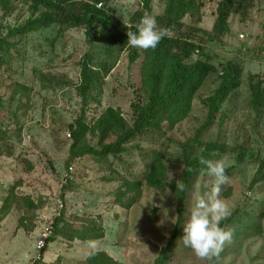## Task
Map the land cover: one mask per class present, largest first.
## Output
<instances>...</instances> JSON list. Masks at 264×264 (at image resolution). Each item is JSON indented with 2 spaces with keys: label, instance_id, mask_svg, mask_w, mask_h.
Here are the masks:
<instances>
[{
  "label": "rangeland",
  "instance_id": "1",
  "mask_svg": "<svg viewBox=\"0 0 264 264\" xmlns=\"http://www.w3.org/2000/svg\"><path fill=\"white\" fill-rule=\"evenodd\" d=\"M202 1L201 26L209 28L215 4L212 0ZM138 2L113 0L110 6L116 18L126 23ZM151 5L154 14L160 13L164 0H152ZM256 7L259 10L251 21L241 24L233 17L229 33L205 45L204 56L216 72L197 91L184 121L173 128L163 124L162 133L141 134L126 144V152L108 155L104 160L90 155L78 158L68 164L73 166L71 172L65 163L71 142L68 126L81 108L75 89L79 82L78 62L90 49L84 30L51 25L18 41L11 39L14 45L4 56L5 62L0 63V127L7 132V147L4 145L0 155V207L12 186L15 198L9 213L0 219V264H31L38 258L37 242L47 224L59 215V201L63 204L64 222L73 228L86 223L100 226L103 237L67 241L57 236L45 246L39 264H85L91 250L105 251L120 264H153L173 230L176 197L167 187L153 188L141 180L149 164L144 155L165 152L167 181L179 184L183 167L181 144L204 121L206 107L202 99L217 87V74L228 62L239 67L241 84L223 106L228 116L223 125L218 129L217 123L213 124L203 137L222 144L205 159L224 160L230 178L228 184L221 186L219 198L231 212L230 221L221 227L232 230L233 237L224 244L216 263L264 264V218L255 214L264 209V106L256 114L249 104L251 77L257 75L264 80V11L260 10L264 9V0H257ZM26 16V6L21 4L8 16L3 17L0 11L1 36L7 27ZM90 50L108 61L110 70L94 93L99 103L91 102L86 108L87 122L109 106L119 107L130 121L129 103L135 97L139 60L128 67L126 52L117 55L115 48L99 44ZM87 142L96 145L90 133ZM195 172L186 193L180 236L167 264H213L197 258L181 239L183 225L197 197L214 185L205 165ZM253 176L261 179L251 186ZM123 180L140 181L139 190L133 193L138 198L128 209L114 201V193ZM24 198L34 201L37 208L26 207Z\"/></svg>",
  "mask_w": 264,
  "mask_h": 264
},
{
  "label": "trees",
  "instance_id": "2",
  "mask_svg": "<svg viewBox=\"0 0 264 264\" xmlns=\"http://www.w3.org/2000/svg\"><path fill=\"white\" fill-rule=\"evenodd\" d=\"M113 0H0L1 15L8 16L25 5L27 16L18 24L7 27L3 36L0 34V63H4V56L17 41L31 32L44 30L51 25L65 28L81 27L84 30L85 41L91 49L94 44L103 47L115 48L117 55L126 52L128 67L139 60L138 84L135 88V97L129 103L132 119L127 121L119 107H106L92 122H87L86 108L91 102L99 101L94 93L100 89L103 77L109 72L108 61L99 54L87 50L80 58L79 82L75 85L76 92L81 100L79 114L69 124L70 144L66 165L85 155L104 160L108 155H117L126 152L128 144L135 137L149 131L162 133L163 124L173 128L184 121L190 114L194 97L206 78L216 72V67L204 56L205 45L210 41L220 40L229 33L233 17L237 22L245 24L251 21L257 0H212L211 26H201L203 22L204 3L202 0H164L160 13H153L152 0H138L137 8L128 22H122L115 16V10L110 3ZM261 12L264 11V9ZM151 15L156 20L157 29H166L168 36L163 38L155 49H140L129 47L127 43L126 24L136 25L143 16ZM264 30V17L261 20ZM264 33V31H263ZM263 52H264V47ZM256 78L255 81L252 78ZM217 87L210 95L202 99L206 107L204 121L194 130L192 137L181 144L182 169L178 185L167 181L168 163L166 153L151 151L144 156L149 164L145 167L142 181L147 186L162 189L169 188L176 197V220L173 230L153 264H167L171 250L175 248L180 236V225L184 220L183 210L186 193L194 178L195 169L200 168V158L207 157L209 152L222 147L218 140H204L209 128L217 123L218 129L228 117L223 106L232 96V93L241 84V71L234 62H228L217 74ZM264 80L252 76L250 80V107L259 114L264 106ZM15 92V90H13ZM2 97L0 95V113ZM96 139V145L87 142V134ZM7 132L0 127V155L4 145L7 147ZM112 139L108 141L109 138ZM190 150V151H189ZM194 150H197L196 154ZM263 164H261L262 166ZM69 166V165H68ZM253 176L250 185L260 180ZM69 179H66L68 184ZM18 183H15L17 185ZM63 185L62 188H66ZM140 181L123 180L115 191L114 201L119 206L128 209L138 196L133 195L139 190ZM14 187L9 189V195L0 207V219L9 213L14 202ZM26 207L37 208L34 201L24 198ZM51 224V232L45 239L44 246L39 250L36 260L39 264L45 246L55 240L57 236L64 240L81 241L94 240L103 237L100 226L84 224L73 228L63 220V209H60ZM260 218H264V209L255 211ZM225 221H230L227 217ZM61 223H63L61 225ZM216 263V258L212 261ZM85 264H120L105 251L91 250L85 258Z\"/></svg>",
  "mask_w": 264,
  "mask_h": 264
},
{
  "label": "clouds",
  "instance_id": "3",
  "mask_svg": "<svg viewBox=\"0 0 264 264\" xmlns=\"http://www.w3.org/2000/svg\"><path fill=\"white\" fill-rule=\"evenodd\" d=\"M125 26L128 29V46L133 48L155 49L168 36L166 29H157L156 20L151 15L143 16L136 25ZM200 163L206 166L207 174L214 178V185L208 193L197 197L183 225L181 239L197 258L211 262L233 237L232 230L220 226L231 214L228 205L219 198L221 186L228 184L230 178L226 175L228 165L224 160L211 161L201 157Z\"/></svg>",
  "mask_w": 264,
  "mask_h": 264
},
{
  "label": "built area",
  "instance_id": "4",
  "mask_svg": "<svg viewBox=\"0 0 264 264\" xmlns=\"http://www.w3.org/2000/svg\"><path fill=\"white\" fill-rule=\"evenodd\" d=\"M67 135L69 136V134H67ZM72 169H73V166L72 165H69L68 166V172H71ZM58 203H59V207L62 208L63 207V204L60 201ZM51 224H52V221H50V223L47 224L46 228L44 229V232L41 235V238L38 240V242H37V248H38V250H40L44 246L45 239H46V237H48V235L50 234L51 229H52ZM34 262L35 261H33L31 264H36Z\"/></svg>",
  "mask_w": 264,
  "mask_h": 264
}]
</instances>
